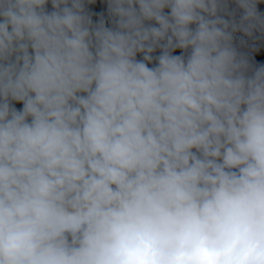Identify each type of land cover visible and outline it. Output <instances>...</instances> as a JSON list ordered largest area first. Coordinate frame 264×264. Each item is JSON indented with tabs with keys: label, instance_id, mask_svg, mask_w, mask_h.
Returning <instances> with one entry per match:
<instances>
[{
	"label": "clouds",
	"instance_id": "clouds-1",
	"mask_svg": "<svg viewBox=\"0 0 264 264\" xmlns=\"http://www.w3.org/2000/svg\"><path fill=\"white\" fill-rule=\"evenodd\" d=\"M0 264H264V0H0Z\"/></svg>",
	"mask_w": 264,
	"mask_h": 264
}]
</instances>
